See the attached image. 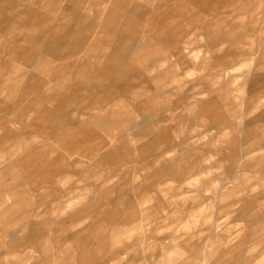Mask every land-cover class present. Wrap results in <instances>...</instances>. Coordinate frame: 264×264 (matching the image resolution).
I'll return each instance as SVG.
<instances>
[{
    "label": "rangeland",
    "instance_id": "1",
    "mask_svg": "<svg viewBox=\"0 0 264 264\" xmlns=\"http://www.w3.org/2000/svg\"><path fill=\"white\" fill-rule=\"evenodd\" d=\"M36 1L40 3L41 8L40 5L30 6V14L42 12V19L45 21L63 7L71 10L74 8L71 4L73 0ZM129 1L132 3L126 2L124 10L134 12L132 17L137 24L143 22V12L155 8L160 9L163 15H168L172 9L169 5L174 2ZM212 1L214 0H207L208 5H212ZM82 2L80 13L90 20L94 12L100 10V6L85 11L83 8L92 6L94 2ZM188 3L192 19L195 21H214V14H217L220 20L219 30H226V25L232 23L235 29L242 33V39L237 45L229 41L223 42L220 51L205 53L207 36L197 37L190 44L192 53L198 56L195 64L186 58L178 61L173 58L162 62L159 70L165 72L156 79L151 78L157 71L141 75L140 80L133 82V85H145L137 89L142 91L141 95L136 98L129 95L128 99L134 102L124 104L118 101L117 105L113 106L116 112L108 117V125L98 127L97 117L93 113L95 110L88 111V104L98 92L114 91L119 95L123 93L126 89L125 78L108 81L107 86L97 88L95 85L98 82L93 79V74L100 70L110 53L115 56L111 62L113 66L114 62L128 60L132 48L147 43L135 52L136 59L128 60V63L131 62L129 74L141 72L144 63L159 55V52L152 53L160 45L155 44L157 38L150 39L148 30L135 35L123 32L121 39L117 41L109 31L79 33L88 52L76 53L68 58V61L73 63L76 58L87 60L92 65V72L83 81L69 83L70 87L77 89L73 91L74 95L67 102L68 107L62 116L55 113L52 119L44 123L36 119L34 128L29 127L26 120L17 117L29 102L30 96L15 107L17 104L13 101L17 99L19 87L14 85L10 94L8 90L0 92V100H5L8 94L6 102L10 106L9 112L0 111V120L3 123L11 121V126H7L8 130L15 133L5 138V130H0V145L3 147L1 150L11 148L17 139L23 137H17L16 134L26 135V139L33 140L35 144L46 143V148L54 150L50 152L51 157L63 159L76 171L83 167H92L96 174L102 175V179L109 176V180H99L105 188L113 184L121 186L103 194L94 186L97 181H93L94 177L78 181L79 174H72L64 184L66 187L77 186L68 194L75 202L69 211L88 206V212L95 218L91 219L88 215L76 226L55 228L58 220H67L68 212L53 214L47 211L49 202H41L32 192L31 176L22 178L16 174L15 168L8 170L4 167L6 163L0 164V210L9 209L4 217L0 216V264H30V261H26L27 258H39V252L25 240V235L31 232L34 236L28 239L30 241L38 235L50 236L60 242L59 247L75 248L73 237L76 233H79V236L85 234L80 228L92 221L97 233L106 235L107 241L106 244H101L95 237L87 243L88 247L99 250V258L89 264H221L217 260V250L228 249L244 237L242 256L249 264L262 263L264 238L261 230L264 221L255 217L264 211V169L260 170L256 166L257 158L264 154V149L251 154H245V149L252 139L259 138L264 133V123L258 121L259 114H262L264 119V104L251 108V81L264 76V65H256L258 61L264 63V53L258 52V49L263 47L259 37L264 35V3L254 12L235 18L232 11L237 3L221 5L216 10L207 9L196 2ZM26 6L24 0V5L19 9ZM1 12L4 18L6 12ZM250 16L256 17L254 23L250 22ZM79 20L81 19L74 17L72 20L58 22L65 24L67 30L81 29L89 23L87 20ZM99 20L107 22V19ZM157 20L156 18L155 22ZM58 22L48 23L47 29ZM36 35H43V31ZM66 41L67 38L62 35L52 49L48 50L57 56L48 55L44 60H58L55 61V67L62 65L61 61L67 58L60 57L67 54V49L65 46L58 47V43L64 44ZM17 42L25 44V40ZM238 51L253 54L245 59L243 56L234 60L224 58L219 69L230 65L231 73L215 76L214 72L218 67L213 64L209 63L206 68L198 66L204 56L210 61L222 54ZM37 59L38 56L33 58L34 61ZM18 61L15 62L12 55L0 58V83H14L17 79L26 82L29 75H33L34 81L50 80L44 71L25 68V62ZM111 65L109 67H112ZM113 67L110 68V73L113 72L115 76L117 71ZM21 72L26 73L17 77ZM69 86L62 87L60 91L71 92ZM263 94L264 88L257 93ZM142 102H146L148 106H136ZM13 107L15 108L11 109ZM79 111L82 114L78 113ZM71 112L75 113L74 117ZM98 113L102 119L106 117L103 111L99 110ZM70 119L85 125L68 129L67 120ZM254 125H257L256 134L247 135L245 131ZM60 129L65 136L73 131L79 133L82 144L70 151L60 147L55 141ZM169 146L174 148L168 156H160V163H156L155 154ZM91 149H95V152L89 155ZM162 162L170 164V168H160ZM58 187L62 189L60 185ZM136 187H140L141 192H137ZM144 196L149 200L141 204ZM260 196L262 199L259 203L253 202V199ZM240 198H249L252 202L245 205L241 201L235 202ZM131 203L139 218L144 215L142 211H153L154 208L157 216L144 221L139 219L136 226L132 223L122 226L105 214L115 209L123 211L124 207ZM35 208L41 211L38 216L24 215V211ZM122 213V217L129 215L128 210ZM44 222L47 224L45 227L39 225ZM25 223L28 224L27 228H23ZM132 227L134 228L130 229ZM15 244L20 245L15 247V250L9 249ZM74 248L67 252L69 259L66 264H79V261L76 262L70 257L73 254L80 260L85 253H80Z\"/></svg>",
    "mask_w": 264,
    "mask_h": 264
},
{
    "label": "crops",
    "instance_id": "2",
    "mask_svg": "<svg viewBox=\"0 0 264 264\" xmlns=\"http://www.w3.org/2000/svg\"><path fill=\"white\" fill-rule=\"evenodd\" d=\"M92 1L94 2V7H92V5L88 8L86 7L83 9H86L85 11H90L94 8L97 9L100 6V10H98V12L96 13L94 12V16L90 18V20L86 17V15H82L80 13L79 8H81V3H83L82 0H73L71 1L72 6H74L73 10L67 7H63L52 17H47V20L45 21L44 19H42V12H35L33 14H30V6L40 5V3L36 0H26L27 6L24 7V9H19L24 5V0H0V58L5 55H12L14 56L15 62H17L18 60H23V63L25 62V68L31 67L40 69L50 77V80L48 81H44V79L43 81L37 79H35L34 81L33 75H29L26 82H22V80L17 79L14 83H9L6 81L0 83V92L3 90H8L9 94L11 93V89L14 85L19 87L17 99H14L13 101L17 104L15 107L20 105L22 101L30 96L27 105L22 109V111L20 110L21 112L17 114L18 118L27 121L29 127H36V124L34 122L36 119L44 123L52 119L55 113H58L60 116H62V114L68 107L67 102L69 101L70 97L74 95L73 91L77 89H75L74 86L70 87L69 83L83 81L84 79H86L88 74L92 72V65H90L87 60L76 58L75 62L73 63L68 61V58L73 57L76 53L84 52L85 54L88 50L87 47H84L83 38L79 33L91 34L93 32H98L99 30L105 32L109 31V33L112 34V37L117 41L121 39V35L123 34V32L135 35L140 31L145 32L148 30L150 33V39L157 38L158 40H156L155 44L160 45L152 51L153 54H157V52H159V55L144 63L143 67L141 68V72H139L138 74H129L128 71L131 69V66H129L131 62L128 63V60H133V58L136 59L137 57L135 52L138 50V48H140L141 46H145V44L147 43L140 44L132 48L128 60L122 59L121 61L114 62L113 66L115 67L111 65V62L115 58V56L113 55V53H110V55H108V57L106 58L104 64L101 66L100 70H97L96 73L93 74V79L97 80L98 82L95 85V87L97 88L107 86L109 84L108 81L125 78L124 82L126 89L123 93L119 95L114 91L98 92L93 95L92 102L88 104V111L95 110V112L93 111V113L94 116L97 117L96 123L98 127H101L102 125L110 124V118L108 119V117L116 112L113 109V106L117 105L118 101H122V103L125 104V102L131 101L130 99H128L129 95L133 98L141 95L142 91H138V88L145 87V85H140L137 83L133 85V82H135V80L141 79V75L150 73L152 71H157L151 78L156 79L158 76L163 75L165 72L164 70H159L161 69L162 62L173 58L177 61L186 58L189 59V61H194L193 64H195L196 58L198 56L195 53H192L190 44L193 43L194 39H196L197 37L205 35L207 36L205 43V53L220 51L222 49L221 46L223 42L229 41L234 45H237L240 42L243 35L235 29L232 23H228L226 25L228 26L226 30H219L218 27L220 24V20L217 14H214V21H200L199 19V21H195L194 19H192V11L188 5L189 1L196 2L202 7L206 6L207 9L211 10H216L221 5H231L237 3V5H235L234 11H232L234 18L237 16L239 17L241 15L252 13L254 12V10L258 9L261 4L264 3V0H214L212 1V5H208L207 0H172L174 2L172 5H169L172 6V9L170 10V13L168 15H163L160 9L155 8V10L143 12L141 14V17H143L144 20L142 23L137 24V22H135L132 17L134 12L124 10L125 3L127 2L130 4L132 3L131 1ZM160 1L161 0H158V2ZM101 5L106 6L102 7ZM139 6H137V9L139 8ZM39 7L41 8V5ZM2 10L6 12L4 18L2 17ZM38 11H40V9ZM74 17L80 18L81 20H79V22H85L87 20L89 23L81 29L67 30L65 24L58 22V20H72V18ZM100 18L107 19V22L100 21ZM156 18L158 20L155 22ZM255 19L256 17H251L250 22L254 23ZM53 21L58 23L55 26L47 29L48 23ZM42 31L43 35L35 36L36 33H41ZM60 35H63L65 36V38H67V41L64 43L65 45L63 43H58V47L65 46V49H67V54L61 55L60 57H66L67 61L63 59L64 61H61L62 65H60L59 67H55V61L58 60L52 59L45 61L44 58L48 55H52V52L50 53L48 52V50H51L52 46H54V44L59 41V38L61 37ZM163 37H165V39H163ZM19 40H25V44L18 43L17 41ZM259 42H263V47L258 49V52L262 51V53H264V35L259 37ZM251 54L253 53L248 51H238L232 54H222V56L211 59V62L209 61V59H205L206 56H204L198 62V66L206 68L209 63L213 64L215 67H218L214 72L215 76H223L226 73H231L230 65H227L223 69H219V67L222 66V60L224 58L228 60H234L239 56H243V58L245 59ZM36 56H38V59L34 61L33 58H35ZM52 56L57 55L54 54ZM109 64L113 68H116L117 74L115 76L113 75V72L110 73V68L112 67H109ZM261 64L264 65V63L258 61L256 65L257 67H260L262 66ZM26 72L18 73L17 77L21 75L23 76ZM108 73H110V75H107ZM64 86H69L68 89H70L71 92L60 91V89ZM262 88H264V76L252 79L251 94L253 95V97L251 99V108H256L264 104V94L257 95V93L262 91ZM6 100H8V94L5 100H0V111H10V106H8ZM133 105L135 106V103H133ZM142 105L148 106L146 102H142L141 104H138L136 106L142 107ZM15 107L11 109H14ZM97 110L103 111V115L107 118L105 117L102 119L101 116H99L101 114L98 113ZM78 113L82 114L81 111H79ZM74 114V112H71V116L74 117ZM262 116V114L258 115V121L264 123V119L262 118ZM67 123L69 125L68 129H75V127H81L85 125L81 122L76 123L72 119L67 120ZM7 126H11V121L3 123L0 120V130H5L3 133V135H5L3 137L5 138L11 137L15 134L12 131L8 130ZM252 127L253 128L247 129L245 131L247 135L256 134L257 125H254ZM36 130L38 131V129ZM61 131L62 130L60 129V132H58L56 137L54 135L55 141L60 147L62 146L64 149L70 151L75 148L77 149L79 145L82 144L81 140H79V133L73 131L71 132V134L65 136L61 133ZM16 136L23 137L21 139H17L16 143L13 144L11 148L1 150L3 147H1L0 145V164L6 163L4 167L8 170H12L15 168L16 174L22 178H29L31 176L30 183L33 184L32 192L41 202H49V204H47L49 206L47 211L53 214L68 212L67 220H58L56 222L55 228H67L66 225L68 227L76 226L80 224V222L83 220V217L88 215L91 217V219L95 218L88 212V206L79 207V209L69 211L75 202L71 199V197H68V194H70L72 190H75L77 186L66 187L64 184L72 174H79L78 181H84L87 178L94 177L93 181H98L94 182V186L97 187V190L103 192V194L112 192L117 188H121V186H118L116 184L105 188L101 184L102 181H99L102 179V175L100 176L96 174V171L92 167H83L82 169L76 171V169L72 167L71 164L65 163L63 159L61 160L60 158L57 159L51 157L50 152H54V150H52L51 148H46V143L35 144L33 140H27L26 135L16 134ZM1 139L2 138H0V140ZM172 148L174 147L169 146L157 152L155 154V162L160 163V156H168ZM262 149H264V133H262L259 138L257 137L251 140V142L245 149V154L255 153ZM89 151V155L94 154L95 149H91ZM257 159L258 160L256 162V166L260 168V170L261 168L264 169V154H260ZM95 165H97V163H95ZM160 168L169 169L170 164L168 165V163L162 162ZM105 179L109 180L110 178L108 176ZM59 185L62 187V189L58 187ZM84 187H82V189ZM135 189L137 190V192H141L142 190L140 187H136ZM261 199L262 196L253 199V202L259 203ZM148 200L149 198L144 196L141 200V204H145ZM237 201H241L244 205L252 202L251 200H249V198H243V200L240 198L235 202ZM132 204L133 203L128 204L124 207L123 211H129V215H126V217H122L121 215L123 214V211H120L118 209L105 214L108 217H112L111 219L114 220L116 224L122 226H129L130 223L136 226V223L138 222L139 224L140 220L144 221L145 219L157 216L155 213L156 208L153 207V211H150L149 209L142 211L144 215L139 218L137 216V213H135ZM8 211L9 209L7 208H1L0 216L3 215L4 217L8 213ZM23 213L24 215L26 214L38 216L41 211L35 208L30 209V211H24ZM255 218L264 221V211L260 212V214H258ZM93 222L94 221L87 223L85 224L86 226L80 228V230L84 231L85 234L79 236V233H76L73 237L75 239V248H73L80 251V253L85 252L83 253V256L80 258V260H78L76 255L73 254L70 257L72 259H75L76 262L79 261V264H89L99 258V250L87 246V243H89L90 240L96 237V239L98 238L100 240L101 244H106V235L102 233L98 234L96 231L97 228L95 226V223ZM39 225L45 227L47 224L46 222H44L40 223ZM27 227L28 224L25 223L23 225V228ZM133 228L134 227L130 229ZM261 231V234L264 238V227ZM32 236H34L33 232L25 235V240H27L26 243L30 242V247L37 250L40 255L36 260L31 259L30 257L27 258L26 261H30V264H66L67 260L69 259V256H67V252L71 251L73 249L72 247H59L60 242L51 238L50 236L38 235L36 239L34 238L31 241L28 240L31 239ZM244 241L245 237L244 239L239 240L236 244L228 247V249H224L221 251L217 250V260L220 261L221 264H249L247 259L244 258L241 254V248L244 245ZM30 243H28V245H30ZM19 245H11L12 247H10L9 249L15 250V247ZM54 248L56 249L55 252L53 251ZM261 264H264V260Z\"/></svg>",
    "mask_w": 264,
    "mask_h": 264
}]
</instances>
